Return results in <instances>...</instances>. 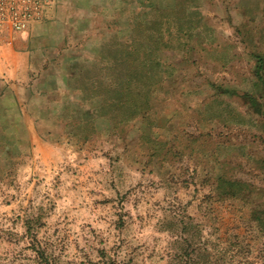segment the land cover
I'll list each match as a JSON object with an SVG mask.
<instances>
[{"label":"rangeland","instance_id":"1","mask_svg":"<svg viewBox=\"0 0 264 264\" xmlns=\"http://www.w3.org/2000/svg\"><path fill=\"white\" fill-rule=\"evenodd\" d=\"M157 37L119 99L99 49L44 100L7 83L0 264H264V46Z\"/></svg>","mask_w":264,"mask_h":264},{"label":"crops","instance_id":"2","mask_svg":"<svg viewBox=\"0 0 264 264\" xmlns=\"http://www.w3.org/2000/svg\"><path fill=\"white\" fill-rule=\"evenodd\" d=\"M219 33L264 46V0H54L42 21L20 29L0 23V98L15 96L8 82L25 80L31 97L44 100L65 87L61 77L72 72L63 69L84 57L80 50L99 49L106 65L111 46H172L157 36L202 42Z\"/></svg>","mask_w":264,"mask_h":264},{"label":"built area","instance_id":"3","mask_svg":"<svg viewBox=\"0 0 264 264\" xmlns=\"http://www.w3.org/2000/svg\"><path fill=\"white\" fill-rule=\"evenodd\" d=\"M54 0H0V23L25 28L32 22L42 21Z\"/></svg>","mask_w":264,"mask_h":264},{"label":"trees","instance_id":"4","mask_svg":"<svg viewBox=\"0 0 264 264\" xmlns=\"http://www.w3.org/2000/svg\"><path fill=\"white\" fill-rule=\"evenodd\" d=\"M120 46H111L108 50V55H109V60H112V67L114 68L113 71H111L110 73H104V99L107 98H112V99H119L120 96L115 95V93H117L118 91L121 92V89H119L120 86H122L120 83L121 81L118 78V73L115 72V69L117 68L116 66L119 65L120 61H123L124 59H131L130 56V51L127 50H123L124 54H117V50L119 49ZM132 47V46H131ZM133 51H136V54H139L138 52L140 51H146L148 49H150L148 46H136V47H132ZM121 51V50H119ZM122 52V51H121ZM134 52L131 53V55H133ZM108 60V62H109ZM107 65V64H106ZM105 68V67H104ZM121 75H124V70H120ZM117 73V74H116ZM124 88V87H123ZM125 89V88H124ZM114 93V95H111L109 93Z\"/></svg>","mask_w":264,"mask_h":264}]
</instances>
